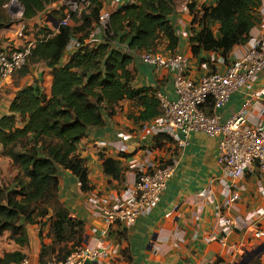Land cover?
Listing matches in <instances>:
<instances>
[{"label": "crops", "instance_id": "1", "mask_svg": "<svg viewBox=\"0 0 264 264\" xmlns=\"http://www.w3.org/2000/svg\"><path fill=\"white\" fill-rule=\"evenodd\" d=\"M66 1L53 0L43 11L29 19L21 17L22 11L14 12L18 18L12 19L5 6L10 23L0 27V50L21 48L29 43L34 45L37 41L35 34L41 27L48 30L46 37L54 35L58 22L66 11ZM216 1L176 0L175 10L171 15L179 39L176 52L187 57L188 75L194 80H199L209 72H224L258 35L260 22L264 19V0H261L260 22L251 29L246 43L232 48L227 61L213 52L201 51L194 56L189 37L192 29L198 31L200 28L193 21V14L187 3L195 4L193 10L197 14L202 13L204 6H212ZM99 2L100 8L102 6L111 13L124 6L116 0ZM69 23L74 24L73 21ZM103 34V31L98 30L96 21L89 35L84 38V44L91 47L100 43ZM79 36L81 34L76 33L72 38L78 40ZM89 38L101 41L91 44L88 43ZM165 43L161 40L155 51L170 53L166 50ZM74 49L75 47L68 49L66 46L61 58L62 64L67 62L69 53ZM129 68L134 73V87L161 92L171 99L175 97L171 74L167 70L143 64L136 58L132 59ZM19 70L4 82L0 94V118L13 114L10 106L17 91L30 84L39 83L44 93L50 96L51 69L38 63L30 65L29 72L25 75H21ZM261 88L264 89V69L256 76L252 85V89ZM242 95L233 94L226 105L218 110L221 120L238 111ZM133 109L132 102L127 99L114 105L112 111L103 109V124L90 129L77 144V154L83 159L88 171L89 190L82 191L78 177L69 170L59 171L60 201L69 208L71 217L83 221V245L98 247L101 255L97 264H236L248 251L254 254L257 247L264 245V236L255 238L251 227L239 229L233 224L228 225V233H225L218 213L228 220H236L263 206L261 189H264V173L253 165L240 179L227 177L216 161L217 138L203 132H192L187 144L179 146L164 133L145 134L143 127L153 124L156 116L149 121L137 123L128 117ZM206 109L210 110L208 106ZM250 109L251 118L257 110L256 104L251 105ZM26 121L27 117H15L18 128ZM100 142L105 144L101 146ZM106 158L121 161V179H113L104 174L102 164ZM169 163L175 165V172L157 206L151 212L139 215L130 226L116 224L109 228L107 235H103L101 231L106 226L103 210L115 205L123 194L131 191L143 170ZM17 174L16 166L3 154L0 144V185L12 183ZM225 185L239 193V198L228 206L222 205ZM49 217L50 215L40 218L41 223H25L27 244L24 246L18 245L8 230L2 231L0 256L5 252L20 251L25 254L27 263L19 264H39L41 243L51 242L48 237ZM257 224L264 230V218L259 219ZM259 258L264 263V249Z\"/></svg>", "mask_w": 264, "mask_h": 264}, {"label": "trees", "instance_id": "2", "mask_svg": "<svg viewBox=\"0 0 264 264\" xmlns=\"http://www.w3.org/2000/svg\"><path fill=\"white\" fill-rule=\"evenodd\" d=\"M9 1L0 0V27L10 23L4 8ZM16 1L22 8L21 17L29 19L53 0ZM175 6L176 0H136L124 5L110 14L102 41L91 47L84 44V38L98 19L99 0H92L79 17H72L73 25H59L54 35L47 38L45 27L36 32L37 41L19 73L25 75L30 65L42 63L52 71L51 93L48 97L39 83L30 84L17 91L10 106L13 114L0 118L3 154L18 172L12 183L0 185V234L8 230L12 239L24 246L25 223H41L40 218L50 215L51 242L41 243L39 264L61 260L83 244L84 223L71 217L69 208L60 201L58 178L61 169L69 170L78 177L82 191L91 188L87 168L76 149L90 129L103 124L102 110L112 111L114 105L127 99L134 108L128 117L137 123L161 112L155 91L132 85L134 73L129 65L133 57L118 44L155 51L164 40L166 50L175 53L179 43L171 21ZM194 6L187 3L200 28L192 29L189 37L194 56L201 51L213 52L227 61L232 48L246 43L261 19V0H217L197 14ZM76 33L81 34L78 45L62 64L65 48ZM16 115L27 117L21 128L15 125ZM102 165L106 176L122 178L120 160L106 158ZM22 218L25 221L21 224ZM24 259L20 251L5 252L0 264H19ZM247 264L264 263L256 256Z\"/></svg>", "mask_w": 264, "mask_h": 264}, {"label": "built area", "instance_id": "3", "mask_svg": "<svg viewBox=\"0 0 264 264\" xmlns=\"http://www.w3.org/2000/svg\"><path fill=\"white\" fill-rule=\"evenodd\" d=\"M121 5L135 3L136 0H116ZM64 16L59 25L69 24L72 17L80 16L89 8L92 0H67ZM21 5L17 12H21ZM111 12L101 6L98 14V30L105 33ZM51 35H47V38ZM100 39L89 38L88 43L96 44ZM78 45L76 39H70L67 48ZM33 45L21 48L0 50V94L4 82L21 69L26 62ZM123 49L139 62L157 69H165L171 74L175 97L168 98L161 92H155L161 112L154 123L143 127L146 133H164L179 146H185L192 132H203L218 139L216 161L222 173L233 179L242 178L246 171L256 165L264 173V89H252L256 76L264 69V19L260 22V31L246 47L242 55L237 56L224 72H209L199 80L188 75V59L182 53L162 54L150 50H132L126 44ZM235 93L243 94L238 111L229 118L221 120L218 110L223 108ZM256 104L254 117L251 105ZM210 105V110L206 107ZM101 146L105 143L100 142ZM175 172L173 163L158 165L143 170L137 177L131 191L123 194L110 208L103 210L106 226L103 235L113 225L128 227L141 214L151 212L160 201L169 179ZM222 205L228 206L239 198L237 191L225 185ZM264 197V189H261ZM220 212V211H218ZM221 218L225 233L228 225L239 229L252 228L255 238L264 236V230L257 224L264 218V205L249 212L241 219ZM102 243V241H100ZM221 243L222 240H221ZM224 245V243H223ZM98 247L81 245L61 260L53 258L48 264H97L101 253ZM21 263H27L24 259Z\"/></svg>", "mask_w": 264, "mask_h": 264}, {"label": "rangeland", "instance_id": "4", "mask_svg": "<svg viewBox=\"0 0 264 264\" xmlns=\"http://www.w3.org/2000/svg\"><path fill=\"white\" fill-rule=\"evenodd\" d=\"M6 8L11 12H8L9 15H11L12 19L16 20L18 17L15 16L13 13L18 11L19 7H20V4L18 1L16 0H11L9 1L6 5ZM5 8V9H6ZM256 249V247H255ZM254 249V250H255ZM254 257H256L251 251H248L246 254H245V257H243L241 260H245L247 263L250 262Z\"/></svg>", "mask_w": 264, "mask_h": 264}, {"label": "water", "instance_id": "5", "mask_svg": "<svg viewBox=\"0 0 264 264\" xmlns=\"http://www.w3.org/2000/svg\"><path fill=\"white\" fill-rule=\"evenodd\" d=\"M24 218L21 219V224L24 222ZM264 249V245H260L259 247H257V249L254 251V255L260 257L261 256V251ZM88 264V263H86ZM236 264H247V262L245 260H240L239 262H237Z\"/></svg>", "mask_w": 264, "mask_h": 264}]
</instances>
